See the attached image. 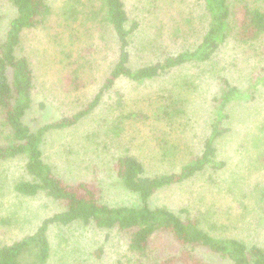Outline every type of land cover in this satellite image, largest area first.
<instances>
[{"label": "rangeland", "instance_id": "obj_1", "mask_svg": "<svg viewBox=\"0 0 264 264\" xmlns=\"http://www.w3.org/2000/svg\"><path fill=\"white\" fill-rule=\"evenodd\" d=\"M50 1L59 10L66 0ZM79 1L87 8L75 4L83 14H79L74 23L71 20L73 36L67 29L56 39L37 29L27 30L22 35V47L30 55L37 74L32 108L24 117L32 130L83 109L116 59L110 27L87 15L89 10L95 11L89 0ZM125 1L130 13L141 23L132 35L131 49L140 57L143 52L140 43L149 41L155 26H160L164 32L162 43L174 47V41L167 40L165 28L171 23L170 17L177 19L182 10V19L190 18L196 35L200 36L202 23L196 16L201 9L196 0L163 3L160 21L155 15L141 11L140 3L135 0ZM11 15L6 3L0 0V35ZM187 25L181 22L179 27L186 30ZM181 37L185 39H175L176 44L188 45L192 41L191 36L181 34ZM261 40L248 46L230 39L215 53L213 66L186 65L177 79L191 77L195 87L182 91L186 98L184 113L175 123H166L165 118L156 121L151 116L145 121L142 117L124 116L117 119L118 124L113 122L120 125L121 130L111 127L106 111L112 105L117 115L118 101L124 104L126 113L133 110L150 114L149 102L153 101L156 90L163 87L166 75L138 85L125 79L117 80L114 88L103 94L100 104L76 125L45 135L41 145L44 162L67 182L91 181L100 188L103 201L109 205H136L137 196L127 191L114 176L112 161L115 157L125 152L141 157L150 175L178 171L200 152L202 141L208 135L214 119L212 99L219 94L215 75H222L240 90L247 87L256 70H264V33ZM169 79L177 80L176 76ZM260 79L248 97L228 104L226 117L221 119V127H228L229 131L215 144L224 167L216 172L207 169L184 183L161 189L149 199L151 207L165 205L175 212L190 207L195 213L199 211V219L208 220L206 228L216 223L215 233L219 235L264 242V76ZM105 117L109 118L108 123L104 122ZM161 136L166 141L165 146L161 144L152 152L157 144L154 140ZM4 142L0 137V143ZM167 147L170 152L165 153ZM23 162L21 159L0 162V246L32 234L44 218L61 210L57 202L43 193L28 197L14 191L15 182L29 179ZM209 175L211 178L207 179ZM156 235L146 254L140 256L127 249L126 236L116 228L107 231L78 224L51 225L47 232L51 254L46 264H149L179 254L169 234ZM193 253L203 262L230 264L203 248H196Z\"/></svg>", "mask_w": 264, "mask_h": 264}, {"label": "trees", "instance_id": "obj_2", "mask_svg": "<svg viewBox=\"0 0 264 264\" xmlns=\"http://www.w3.org/2000/svg\"><path fill=\"white\" fill-rule=\"evenodd\" d=\"M3 1L12 15L8 17L6 29L0 35V137L5 141L0 143V162L23 160V169L29 179L15 182L14 191L28 197L43 193L57 202L61 210L44 218L32 234L1 245L0 264H46L51 254L47 236L50 226L64 227L71 224L107 231L116 228L126 236L127 249L140 256L146 254L156 234H169L176 242L179 254L149 264H215L200 261L193 253L196 248L218 255L230 264H264V242H246L237 236L219 235L215 233L216 223L206 228L208 220L199 219V211L195 213L190 207L175 212L165 205H149V199L161 189L184 183L197 173L207 172V169L216 172L224 167L225 162L219 160L215 144L229 131L228 127H221V119L226 117V107L230 102L251 94L264 76L263 69L256 70L253 80L242 90L222 75H215L219 94L212 99L214 119L209 125L208 135L202 141L200 152L178 171L150 175L141 157L130 152L115 157L112 161L114 176L127 191L137 196L136 205H109L103 201L100 188L91 181H65L44 162L41 150L47 133L76 125L100 104L103 94L113 89L117 80L125 79L138 85L166 75L163 87L156 90L153 101L149 102L150 114L133 110L126 113L124 104L118 101L117 115L112 105L106 111L111 119V127L121 130V126L113 125V122L118 124L117 119L124 116L134 119L142 117L144 121L151 116L156 121L165 118L166 123H175L179 115L184 113L186 98L182 91L195 87L191 77L177 79L178 74L186 65L195 68L213 66L215 53L230 39L248 46L260 43L264 33V0H196L201 9L196 16L202 23L200 36L196 35L190 18L182 19V10L178 12L177 19L170 17L171 23L165 28L167 40L174 41V47L162 43L164 32L159 29L160 26H155V33L149 41L140 43L143 51L141 57L131 50L134 42L132 35L139 30L141 23L130 13L126 1L89 0L91 9L95 11L89 10L87 15L98 18V22L110 27L116 59L102 85L83 109L43 123L35 130L24 122V117L32 108L37 74L30 55L22 47V35L27 30L37 29L52 34L53 39H56L67 29L69 35L73 36L72 22L77 20L79 14H83L75 4L82 8L87 6L79 0H66L56 10L50 0ZM172 1L135 0L137 4L140 3L141 11L155 15L158 20L161 7L165 6L163 3ZM181 22L188 24L186 30L180 29ZM181 34L191 36L192 41L188 45L176 44L178 41L175 39H185ZM65 64L64 61L63 68ZM75 70L78 72L79 68ZM171 76H176L177 80L169 79ZM108 117L103 118L104 122H109ZM162 138L154 140L157 144L152 152H156L161 144L165 146L166 141ZM169 150L170 147H167L165 153ZM206 178L211 177L209 175ZM98 250L101 251V248Z\"/></svg>", "mask_w": 264, "mask_h": 264}]
</instances>
